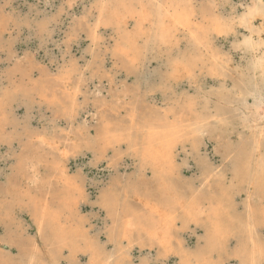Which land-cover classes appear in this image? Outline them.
I'll return each instance as SVG.
<instances>
[{
    "label": "rangeland",
    "instance_id": "374dc122",
    "mask_svg": "<svg viewBox=\"0 0 264 264\" xmlns=\"http://www.w3.org/2000/svg\"><path fill=\"white\" fill-rule=\"evenodd\" d=\"M260 1L0 0V264L198 263L206 214L193 222L176 210L167 250L143 232L157 222L153 209H161L163 195L136 157L139 140L180 122L190 137L177 146L169 185L205 211L221 185L232 186L233 217L244 226L245 184L233 169L250 139L243 107L254 89L264 95V21L252 18ZM140 9L149 35L153 17L185 11L209 51L199 53L188 32L170 44L146 43ZM115 13L127 18L126 33ZM128 39L137 40L133 61ZM212 56L219 75L211 73ZM181 58L195 60L193 75L174 81L169 65ZM52 217L70 235L64 243ZM118 220L133 224L128 239L115 229ZM228 227V252L212 255L213 264H240L232 257L241 245L237 230ZM255 232L264 249V222ZM88 247L98 260L90 261Z\"/></svg>",
    "mask_w": 264,
    "mask_h": 264
},
{
    "label": "bare ground",
    "instance_id": "6f19581e",
    "mask_svg": "<svg viewBox=\"0 0 264 264\" xmlns=\"http://www.w3.org/2000/svg\"><path fill=\"white\" fill-rule=\"evenodd\" d=\"M252 13H253L252 18L259 17L261 20L264 21V5L261 4V1L254 8ZM126 14H128V12ZM115 15H116L115 22L118 28H120V31L126 33V29L128 25L127 18L117 13H115ZM130 16H132L133 19L135 18L133 15ZM165 17L167 18L165 19ZM152 20L157 22L156 25L157 29L153 35L152 34L149 35V32L143 29L146 23H148L146 13L144 12L143 9L138 15V19L136 21L137 25L140 28L141 34L145 36L144 39L146 43L148 42L149 44V41H158L164 44H170L172 42V39L178 32H183V33L188 32V34L189 33L191 34L190 36L191 38H193L194 44L199 53L203 51L205 52L209 51L208 40L199 37V35L197 34H192V31L190 29L191 20L185 11H183L181 14L173 13L164 16L160 13V15L158 14L156 18L153 17ZM166 21L170 23L166 24L165 23ZM246 21H247L246 27L250 28V25L252 24L251 20L247 18ZM128 40L130 42V48L128 51L134 54V59H132L133 61L135 60V52L138 51V48L136 47L137 40L136 41L133 39H128ZM169 67H170V77H172L174 81H177L179 78H183V77H192L193 70L195 68V60L191 58L189 60L181 58L180 60L172 61ZM219 67H220L219 61L216 59V57L212 56L211 69H210L211 73H213V75H219L220 73H217ZM255 69L256 71L258 70L257 68ZM251 94H252V103L250 105H245L243 107V112H242L243 115L242 123H244V127H243L244 134L249 135L250 139H249V143L247 144V148L245 149L243 154L240 155L242 157H239L240 160L239 167L233 169L234 177L239 178L238 180L241 179L243 181L242 184H245L246 193L244 196L245 197L244 205L246 207L245 217L247 221L244 222V226H242L240 222L239 223L235 222L236 219L233 217V213L235 212V210L232 208L233 202H232V197L230 196L232 195V193L230 192L231 190H233L232 186L226 188L225 186L221 185L219 194L218 195L215 194V196H213V199L211 197L208 199L209 201L212 200L210 203V206L212 208L210 210L208 209L209 211H205L201 207L200 203L196 202L195 200L194 201L190 200L189 202L184 201L183 200L184 198L178 196L177 193H174L173 189L169 185L167 180H170L176 172L175 157H176L177 146L180 144L179 142H183L184 139H186V137L187 138L190 137L187 133L183 132L185 129L181 131L182 129L181 122L178 124L174 123L170 127L163 126L160 128L159 132L155 131L154 129H151L149 133L147 132V134H142L139 140L140 146L136 150V157L138 161L141 162V167L149 170L150 174L152 175V179L157 181L156 186L163 195V203L161 205V209H159L158 211L157 208L153 209V212L155 211V213L157 214V222H152L147 228H143L145 229L143 232L146 236H148L149 239L155 240L160 247L167 250L170 249L169 247L172 244V239H173L172 231L175 227L174 213L176 212V210L178 209L181 210L180 215L182 219L193 222H199L200 217L206 214L205 216L208 217L209 219H207L203 224H206L204 228L207 237V244H206L207 246L205 251H201L200 253L196 254L194 258L198 262L196 264H213L211 262V260L213 259L212 255L216 254L217 257L220 258L221 257L220 253L224 254L225 252H228V247L226 245L227 238L230 237L229 235L230 233L228 231L229 229H227L229 228L228 226H231L233 228L236 227L237 230L235 232L237 234L236 237L239 243L241 244L240 247H238V249H235L233 252L232 257L234 259L238 260L240 264H260L262 261H264V249L258 243L257 235L255 232L256 225L264 222V160L260 162V156H261L260 149L262 147L264 148V115H262L261 113V107L264 104V95L258 89H254ZM224 123L225 122H223L221 126ZM220 139H222L221 136ZM128 142L130 143V146L137 148L138 142L136 144L135 139L134 140L130 139ZM61 173H62L60 176L61 180H66L65 179L67 174L66 170L63 169ZM113 202L116 208L117 202L114 200ZM115 208L113 207V209ZM19 212L20 211L18 210V213ZM50 222L53 223L54 226L53 229L51 228V226L49 227L52 229V231H55L57 229L58 239H60L62 243L67 241V239L68 240L70 239V235L66 233L62 227L59 228L58 218L52 217L50 219ZM45 223L46 221L44 222V220L42 219L41 224H45ZM132 226L133 224H130L129 222L124 223L118 220L115 225V229L122 232L123 237L128 239L127 232L128 229L131 228ZM40 227H42V225ZM4 244H6V242H4ZM3 247L4 245L0 244V253ZM87 249L90 252V256H91L90 261L98 260L99 252L96 249L92 250L90 247H88ZM179 257L180 259L184 257L183 252L179 253ZM3 258L5 259L6 257ZM52 260L53 259L51 258L49 260H46V262L48 263L45 264H54ZM3 261L5 263V260ZM50 261L52 263H49Z\"/></svg>",
    "mask_w": 264,
    "mask_h": 264
}]
</instances>
